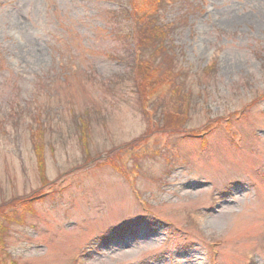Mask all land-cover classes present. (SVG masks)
<instances>
[{
    "label": "rangeland",
    "instance_id": "374dc122",
    "mask_svg": "<svg viewBox=\"0 0 264 264\" xmlns=\"http://www.w3.org/2000/svg\"><path fill=\"white\" fill-rule=\"evenodd\" d=\"M199 3L177 0L163 15L177 23L176 82L192 92L187 128L264 93V0ZM115 6L0 0V205L41 186L38 127L45 176H65L66 185L24 225L10 224L12 256L19 264H264V99L204 140L165 134L142 143L130 176L145 208L111 167L85 170L94 161L85 162L82 132L100 159L149 129L171 127L161 108L146 118L145 88L135 87L129 67L133 30L118 34Z\"/></svg>",
    "mask_w": 264,
    "mask_h": 264
},
{
    "label": "trees",
    "instance_id": "16d2710c",
    "mask_svg": "<svg viewBox=\"0 0 264 264\" xmlns=\"http://www.w3.org/2000/svg\"><path fill=\"white\" fill-rule=\"evenodd\" d=\"M116 1L117 8L110 11L119 24L118 34L123 35L122 30L126 26L132 27L140 35L139 40H135V45L139 50L149 49V54H152V60H142L140 57L135 62L134 55L132 52V45L129 48L131 53L130 70L132 71L133 84H137L138 88H145L143 93L144 100L153 96L158 92V85L160 84L158 77L161 76V72L169 73L171 66L169 67L167 62L171 63V57L176 55L174 51L175 47L169 45L167 47V41L164 38V28L158 22V14L170 6L173 5L176 0H114ZM185 2V1H184ZM186 6V5H185ZM168 27L173 26V21L166 23ZM155 62H158L161 66H154ZM216 63L213 61L212 64ZM144 105V104H143ZM183 116L188 117L187 107L178 109L174 112H167V118L170 121V129L176 130L181 126ZM86 140H88L86 133ZM43 165V163H42ZM44 176V175H43ZM3 228L0 226V229ZM1 244L3 245V239L0 236ZM1 245V246H2ZM4 246V245H3ZM5 248V246H4Z\"/></svg>",
    "mask_w": 264,
    "mask_h": 264
}]
</instances>
